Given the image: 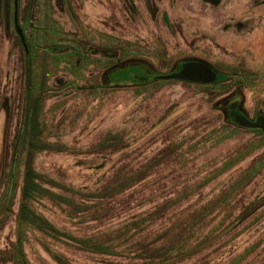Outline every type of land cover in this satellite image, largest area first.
<instances>
[{"label": "rangeland", "instance_id": "374dc122", "mask_svg": "<svg viewBox=\"0 0 264 264\" xmlns=\"http://www.w3.org/2000/svg\"><path fill=\"white\" fill-rule=\"evenodd\" d=\"M29 2L27 85L13 2L0 0V264H150L249 213L177 264H264V135L220 109L236 97L264 115V0H34L25 23ZM193 59L220 81L142 80ZM26 166L43 195L22 198ZM24 205L59 233L21 221Z\"/></svg>", "mask_w": 264, "mask_h": 264}, {"label": "trees", "instance_id": "16d2710c", "mask_svg": "<svg viewBox=\"0 0 264 264\" xmlns=\"http://www.w3.org/2000/svg\"><path fill=\"white\" fill-rule=\"evenodd\" d=\"M13 2V0H12ZM34 3V0H30L29 5L27 7V14H26V20L25 23L29 21V10L32 8V5ZM13 8V7H12ZM19 11H20V0H19ZM20 13V12H19ZM14 14V11H13ZM20 18V14H19ZM23 32H25V27H22ZM25 50V49H24ZM50 53H52L48 49ZM54 51V50H53ZM25 52V69H26V83L27 85L29 84V79L31 75V69H32V61H30V53L29 51ZM63 52V50L61 51ZM59 52H53L54 54L61 53ZM142 66V64H137V63H131L123 67H135V66ZM123 67H116L111 69L109 72L110 74L114 73L116 70L123 68ZM148 79V78H145ZM147 81V80H146ZM220 81V77H218V81ZM181 83V82H179ZM189 84V83H187ZM216 84V83H215ZM214 85V84H213ZM210 86V85H207ZM232 105V101L230 99H226L220 103V109L224 112L226 108H230ZM28 108V107H27ZM27 113V112H26ZM225 114V112H224ZM27 117V116H26ZM246 117H248L246 115ZM249 118V117H248ZM225 120L227 123H230L234 126V119L227 117L225 115ZM26 121V119H25ZM25 124V122H24ZM238 127V126H236ZM239 128V127H238ZM241 129V128H240ZM41 180L38 177V175L35 173V171L30 167L26 166L25 172H24V178H23V187H22V198L24 199H32L34 196L37 195H43V193L46 191L41 187ZM110 193L115 190V188L111 187ZM123 191L122 189L119 190V192ZM102 196L100 197H106L108 189H102ZM250 214H246L245 216L240 217L239 219L235 220L233 223L228 225L225 229L220 231L217 235L215 236H208L205 238L202 242H199L196 244V247H192L189 251H173V249H166V248H159L156 250V252L152 253L154 254L153 256L146 258L147 261H149L150 264H177L180 263L184 260L193 258L202 252L211 249L214 247V245L222 240L224 237L228 236L230 233H232L238 226H240L242 223H244L246 220L250 218ZM20 220L23 222H29L31 223H36L38 228L42 231H45L46 233H54L58 234L59 231L54 228L51 224H49L46 220L42 218H38L35 216V214L31 213L30 210L27 209V207L24 205L22 206V210L20 213ZM72 241H75L77 244H79L81 247L90 250L91 252L98 253V254H105L109 255L110 249L107 246V243L101 242L100 240L91 239L90 240H81V239H74L72 238Z\"/></svg>", "mask_w": 264, "mask_h": 264}, {"label": "water", "instance_id": "95a60500", "mask_svg": "<svg viewBox=\"0 0 264 264\" xmlns=\"http://www.w3.org/2000/svg\"><path fill=\"white\" fill-rule=\"evenodd\" d=\"M13 24L14 31L16 32L22 46L25 51L28 52V46L26 38L22 28L19 23V0H13ZM176 65L173 70L163 76H156L151 79H142L143 81L151 80L156 81H175L181 83H189L194 85H213L218 81V73L215 71L212 66L208 63L201 60H184L180 67ZM236 105L230 107L231 110H234ZM234 124L241 129L246 130H260L264 135V116L260 115L256 120H251L250 118L244 115H237L234 117Z\"/></svg>", "mask_w": 264, "mask_h": 264}, {"label": "flooded vegetation", "instance_id": "af4514ba", "mask_svg": "<svg viewBox=\"0 0 264 264\" xmlns=\"http://www.w3.org/2000/svg\"><path fill=\"white\" fill-rule=\"evenodd\" d=\"M181 64L182 63H179V64H177V65H179L178 67H180L181 66ZM111 74L109 73V76H110ZM218 77H219V74H218ZM231 99H233L232 100V105H236V107H235V109L234 110H231L230 108H226L225 109V115L227 116V117H230V118H232V119H234V117H236L237 115H244V116H246L247 114H246V112L243 110V108H242V105H241V102L239 101V99L238 98H236V97H231ZM231 105V106H232ZM230 106V107H231ZM248 116V115H247ZM260 116V115H259ZM264 116V115H263ZM251 119V118H250Z\"/></svg>", "mask_w": 264, "mask_h": 264}]
</instances>
